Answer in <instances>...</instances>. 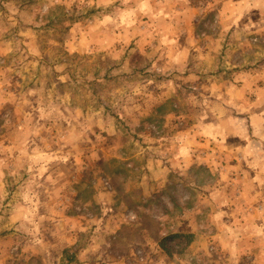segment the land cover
Returning <instances> with one entry per match:
<instances>
[{"label": "rangeland", "instance_id": "374dc122", "mask_svg": "<svg viewBox=\"0 0 264 264\" xmlns=\"http://www.w3.org/2000/svg\"><path fill=\"white\" fill-rule=\"evenodd\" d=\"M259 168L264 0H0V264H264Z\"/></svg>", "mask_w": 264, "mask_h": 264}, {"label": "trees", "instance_id": "16d2710c", "mask_svg": "<svg viewBox=\"0 0 264 264\" xmlns=\"http://www.w3.org/2000/svg\"><path fill=\"white\" fill-rule=\"evenodd\" d=\"M191 241V235L187 234H170L160 240V247L167 254L171 255L170 251L180 252ZM179 247L180 250H174Z\"/></svg>", "mask_w": 264, "mask_h": 264}, {"label": "crops", "instance_id": "0c3cea01", "mask_svg": "<svg viewBox=\"0 0 264 264\" xmlns=\"http://www.w3.org/2000/svg\"><path fill=\"white\" fill-rule=\"evenodd\" d=\"M243 159H245V161H246V163L243 161V164L245 165V167H248L251 164L252 158L251 157H243ZM260 159H262V158L258 157V160H260ZM259 169H263L262 173L264 174V168H259ZM231 170H232V168H230L229 173H231ZM253 171L258 172V169L255 168V169H253ZM261 180L263 181V179H261ZM262 181H256V180H251V181L247 180L246 181V185H247V182H249L248 187L251 188L255 192L254 194L256 195L257 199L252 200L253 202L249 203L245 200V198H243L244 199L243 203H249V204H253V205L260 204V202L264 199V183L262 186ZM255 184H258V186H255ZM242 196H244V194H242Z\"/></svg>", "mask_w": 264, "mask_h": 264}]
</instances>
